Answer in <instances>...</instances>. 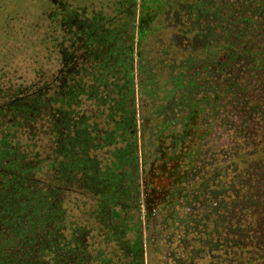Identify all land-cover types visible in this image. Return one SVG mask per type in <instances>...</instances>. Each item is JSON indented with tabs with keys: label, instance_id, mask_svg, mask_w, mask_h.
I'll list each match as a JSON object with an SVG mask.
<instances>
[{
	"label": "trees",
	"instance_id": "obj_1",
	"mask_svg": "<svg viewBox=\"0 0 264 264\" xmlns=\"http://www.w3.org/2000/svg\"><path fill=\"white\" fill-rule=\"evenodd\" d=\"M154 2L49 0L50 88L0 87V264H264V0Z\"/></svg>",
	"mask_w": 264,
	"mask_h": 264
},
{
	"label": "flooded vegetation",
	"instance_id": "obj_2",
	"mask_svg": "<svg viewBox=\"0 0 264 264\" xmlns=\"http://www.w3.org/2000/svg\"><path fill=\"white\" fill-rule=\"evenodd\" d=\"M49 7L42 15L43 21L35 23L37 26L34 33L19 30L0 34V87L10 96L14 94V97L18 89L21 91L16 97H21V93L41 95L50 88L41 87L36 91V87L47 80L43 79V75L40 76L41 71L49 70L55 65L56 54L50 56V42L46 33L50 26H55L60 35L61 28L70 19L64 7L61 12L58 11L56 19L50 18Z\"/></svg>",
	"mask_w": 264,
	"mask_h": 264
},
{
	"label": "rangeland",
	"instance_id": "obj_3",
	"mask_svg": "<svg viewBox=\"0 0 264 264\" xmlns=\"http://www.w3.org/2000/svg\"><path fill=\"white\" fill-rule=\"evenodd\" d=\"M74 1L75 0H70V2ZM84 1L89 2L90 0ZM154 1L156 0H137L136 19L138 18V13L142 10L147 13L148 19L155 14L158 19L160 15L152 10L155 3ZM49 6L50 3L48 0H0V34H2L1 32H17L19 30L24 33L31 31L34 33V28L37 26L35 23L43 21L42 15L47 12ZM137 123V140L138 143H140L139 125H141V119L139 117ZM158 140L160 150L157 159L150 161L148 167L145 166L146 163L144 161L140 172L143 193L151 199L150 206L152 209H155L157 206L155 202L163 200L166 193L169 191L165 187L169 184V179H167L169 175L168 173L162 174L159 169L160 165L163 163L167 166L174 165L173 168L176 165V156L170 153V148L174 149L175 146L170 145L171 142H166L168 140L167 138L163 140L159 137ZM171 174L173 177L170 178V181L175 177L174 171ZM142 213L145 214L144 209H142ZM155 214H157V209L152 215Z\"/></svg>",
	"mask_w": 264,
	"mask_h": 264
},
{
	"label": "built area",
	"instance_id": "obj_4",
	"mask_svg": "<svg viewBox=\"0 0 264 264\" xmlns=\"http://www.w3.org/2000/svg\"><path fill=\"white\" fill-rule=\"evenodd\" d=\"M151 213L154 214L155 213V209H152Z\"/></svg>",
	"mask_w": 264,
	"mask_h": 264
}]
</instances>
